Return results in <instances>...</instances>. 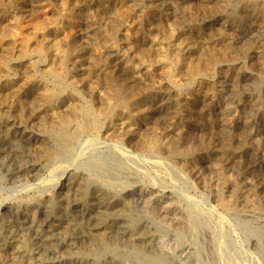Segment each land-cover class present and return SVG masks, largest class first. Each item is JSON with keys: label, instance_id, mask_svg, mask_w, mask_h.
Instances as JSON below:
<instances>
[{"label": "rangeland", "instance_id": "obj_1", "mask_svg": "<svg viewBox=\"0 0 264 264\" xmlns=\"http://www.w3.org/2000/svg\"><path fill=\"white\" fill-rule=\"evenodd\" d=\"M263 28L264 0H0V264H264Z\"/></svg>", "mask_w": 264, "mask_h": 264}, {"label": "bare ground", "instance_id": "obj_2", "mask_svg": "<svg viewBox=\"0 0 264 264\" xmlns=\"http://www.w3.org/2000/svg\"><path fill=\"white\" fill-rule=\"evenodd\" d=\"M14 1V0H13ZM23 1V0H22ZM110 1V0H109ZM196 1V0H195ZM30 2V1H29ZM84 2V1H83ZM186 2V1H185ZM188 2V1H187ZM214 2H215V0H214ZM216 2H217V0H216ZM118 3V2H117ZM166 3V2H165ZM169 3V2H168ZM183 3V2H182ZM197 3V2H196ZM199 3V2H198ZM13 4V3H12ZM200 4V3H199ZM212 4V3H211ZM29 5V4H28ZM15 6V5H14ZM165 6V5H164ZM202 6V5H201ZM87 7V6H86ZM116 7V6H115ZM98 8V7H97ZM109 8V7H108ZM166 8V7H165ZM168 8V7H167ZM242 8V7H241ZM262 8V7H261ZM20 9V8H19ZM169 9H171V8H169ZM236 9V8H235ZM27 10V9H26ZM109 10H110V8H109ZM167 10V9H166ZM23 11H24V9H23ZM262 11V10H261ZM20 12V11H19ZM237 12V11H236ZM97 13V12H96ZM100 13H102V12H100ZM84 14V13H83ZM260 14V13H259ZM4 15V14H3ZM127 15V14H126ZM130 15V14H129ZM254 15V14H253ZM261 15V14H260ZM218 16V15H217ZM12 17V16H11ZM230 17V16H229ZM238 17V16H237ZM228 18V17H227ZM251 18V17H250ZM241 19V18H240ZM253 19V18H252ZM244 20V19H243ZM257 20H259V18L257 19ZM226 21H228V20H226ZM243 22V21H242ZM191 23V22H190ZM215 23V22H214ZM222 23V22H221ZM236 23V22H235ZM245 23V22H244ZM84 24V23H83ZM212 25V24H211ZM234 25V24H233ZM236 25V24H235ZM242 25H243V23H242ZM252 25V24H251ZM224 26V25H223ZM226 26V25H225ZM229 26V25H228ZM248 26V25H247ZM242 27V26H241ZM244 27V26H243ZM206 28V27H205ZM251 28V27H250ZM249 28V29H250ZM260 28V27H259ZM185 29V28H184ZM237 29H238V27H237ZM255 29H258V27L257 28H255ZM264 29V28H263ZM185 30H187V27H186V29ZM227 30V29H226ZM228 30H231V29H228ZM234 30V29H233ZM244 30V29H243ZM246 30H247V28H246ZM262 30V29H261ZM58 31V30H57ZM184 31V30H183ZM200 31V30H199ZM203 31V30H202ZM235 31V30H234ZM233 31V32H234ZM248 31V30H247ZM264 31V30H263ZM237 33V32H236ZM243 33V32H242ZM184 35V34H183ZM227 35V34H226ZM225 35V36H226ZM190 36V35H189ZM237 36V35H236ZM244 36V35H243ZM246 36V35H245ZM257 36V35H256ZM263 36V35H262ZM261 36V37H262ZM79 37V36H78ZM238 37V36H237ZM247 37V36H246ZM231 38V37H230ZM236 38V37H235ZM240 38V37H239ZM244 38V37H243ZM154 40V39H153ZM52 41V40H51ZM160 41V40H159ZM180 40H178V42H179ZM254 41V40H253ZM252 41V42H253ZM257 41V40H256ZM154 42V41H153ZM181 42V41H180ZM179 42V43H180ZM187 42V41H186ZM222 42V41H221ZM161 43V42H160ZM183 43V42H182ZM181 43V44H182ZM223 43V42H222ZM238 43V42H237ZM154 44V43H153ZM184 44H186V43H184ZM194 45V44H193ZM154 46V45H153ZM157 46V45H156ZM187 46V45H186ZM190 46V45H189ZM196 46V45H195ZM198 46V45H197ZM184 47H185V45H184ZM199 47V46H198ZM216 47V46H215ZM88 48V47H87ZM179 48H181V47H179ZM186 48V47H185ZM184 48V49H185ZM158 49V48H157ZM195 49V48H194ZM193 49V50H194ZM199 49V48H198ZM201 49V48H200ZM203 49V48H202ZM85 50V49H84ZM84 50H83V52H84ZM119 50V49H118ZM251 50V49H250ZM107 51H108V49H107ZM157 51V50H156ZM155 51V52H156ZM161 51V50H160ZM180 51H182V50H180ZM186 52V51H185ZM190 52V51H189ZM196 52V51H195ZM200 52V51H199ZM74 53V52H73ZM124 53V52H123ZM251 53V52H250ZM114 54V53H113ZM195 54V53H194ZM158 55V54H157ZM156 55V56H157ZM196 55V54H195ZM75 56V55H74ZM81 56V55H80ZM122 56V55H121ZM199 56V55H198ZM77 57V56H76ZM111 57V56H110ZM185 57H186V55H185ZM124 58V57H123ZM198 60H199V58L198 57H196ZM113 59V58H112ZM111 59V60H112ZM201 59V58H200ZM52 60V59H51ZM122 60V59H121ZM178 61H179V59H178ZM204 61V60H203ZM215 61V60H214ZM213 61V62H214ZM76 64V63H75ZM198 64V63H197ZM196 64V65H197ZM203 64V63H202ZM119 65V64H118ZM195 65V64H194ZM204 65V64H203ZM187 66V65H186ZM7 67V66H6ZM22 67V66H21ZM115 67V66H114ZM118 67V66H117ZM194 67V66H193ZM23 68V67H22ZM159 68H160V66H159ZM81 69V68H80ZM109 69V68H108ZM118 69H120V68H118ZM217 69V68H216ZM116 71V70H115ZM139 71V70H138ZM229 71V70H228ZM128 72V71H127ZM182 72H183V70H182ZM217 72V71H216ZM86 73V72H85ZM139 73V72H138ZM197 73V72H196ZM207 73V72H206ZM223 73V72H222ZM80 74V73H79ZM103 74V73H102ZM230 74V73H229ZM218 75V74H217ZM231 75V74H230ZM221 76V75H220ZM228 77V76H227ZM206 79V78H205ZM141 80V79H140ZM219 82V81H218ZM221 82V81H220ZM194 83V82H193ZM223 83V82H222ZM74 84V83H73ZM192 84V83H191ZM208 84V83H207ZM226 84V83H225ZM130 85V84H129ZM227 85V84H226ZM98 86H100V85H98ZM131 86H132V84H131ZM6 89V88H5ZM8 90V89H7ZM127 90H129V89H127ZM95 91V90H94ZM200 91V90H199ZM208 91V90H207ZM211 91V90H210ZM4 92V91H3ZM229 92H230V90H229ZM117 93V92H116ZM228 93V92H227ZM103 94V93H102ZM219 94V93H218ZM222 94V93H221ZM117 95H118V93H117ZM23 96V95H22ZM104 96V95H103ZM192 96V95H191ZM219 96V95H218ZM217 96V97H218ZM221 96V95H220ZM77 97V96H76ZM19 98H21V97H19ZM118 98V97H117ZM134 98V97H133ZM76 99V98H75ZM77 99H79V98H77ZM209 99V98H208ZM215 99V98H214ZM218 99V98H217ZM107 99L105 98V101H106ZM135 100V99H134ZM212 100V99H211ZM86 101H88V100H86ZM97 101V100H96ZM83 102V101H82ZM90 102V101H89ZM203 102V101H202ZM66 103H67V101H66ZM94 103V102H93ZM107 103V102H106ZM115 103V102H114ZM156 103V102H155ZM186 103H188V101L186 102ZM221 103V102H220ZM145 104H146V102H145ZM86 105H88V103L86 104ZM94 105V104H93ZM112 105H113V103H112ZM196 105V104H195ZM216 105V104H215ZM58 106V105H57ZM201 106V105H200ZM63 107V106H62ZM61 107V108H62ZM88 107V106H87ZM140 107V106H139ZM189 107V106H188ZM45 108V107H44ZM96 108V107H95ZM42 109V108H41ZM93 109V106L92 107H90V108H86L85 110H84V116L85 117H83L82 119H81V124H83V125H85V124H88L89 123V119L88 118H86V116L88 117V115L90 114V111ZM147 109V108H146ZM149 110V109H148ZM192 110V109H191ZM74 111V110H73ZM141 111V110H140ZM189 111H190V109H189ZM47 112V111H46ZM55 112H56V110H55ZM196 112V111H195ZM128 113V112H127ZM130 113V112H129ZM136 113V112H135ZM133 114V113H132ZM137 114V113H136ZM196 114V113H195ZM47 116V115H46ZM50 116H51V114H50ZM57 116V115H56ZM100 116V115H99ZM145 116V115H144ZM147 116V115H146ZM98 117V116H97ZM123 117V116H122ZM145 119V118H144ZM59 120V119H58ZM134 122V121H133ZM143 122V121H142ZM132 123V122H131ZM97 124V123H96ZM102 124V123H101ZM129 124H127V126H128ZM140 126V125H139ZM104 127H106V125H104ZM113 127H115V126H113ZM120 127V126H119ZM118 127V128H119ZM122 127V126H121ZM126 127V126H125ZM132 127V126H131ZM15 128V127H14ZM20 128H22V127H20ZM112 128V127H111ZM136 128V127H135ZM2 128H0V130H1ZM18 129V128H17ZM131 129V128H130ZM3 130V129H2ZM141 130H142V128H141ZM10 131V130H9ZM8 131V132H9ZM27 131V130H26ZM66 131H68V130H66ZM107 131H109V130H107ZM116 132V131H115ZM115 132H114V134H115ZM12 133V132H11ZM14 133V132H13ZM24 133V132H23ZM110 133V132H109ZM146 133V132H145ZM135 134H137L136 132H135ZM147 134V133H146ZM12 135V134H11ZM103 135H104V133H103ZM133 135V134H132ZM8 136H10V134L8 135ZM15 136V135H14ZM29 136V135H28ZM27 136V137H28ZM134 136V135H133ZM132 136V137H133ZM145 136H147V135H145ZM144 136V137H145ZM170 136V135H169ZM173 136V135H172ZM258 136V135H257ZM17 137V136H16ZM33 137V136H32ZM139 137V136H138ZM180 137V136H179ZM10 138V137H9ZM37 139V138H36ZM93 139V138H92ZM91 139V140H92ZM101 139V138H100ZM136 139V138H135ZM140 139V138H139ZM30 140V139H29ZM70 140V139H69ZM94 140V139H93ZM130 140V139H129ZM172 140V139H171ZM178 140V139H177ZM76 141V140H75ZM102 141H104V140H102ZM122 141V140H121ZM126 141V140H125ZM132 141V140H131ZM133 141H135V140H133ZM162 141V140H161ZM80 141H78V143H79ZM96 142V141H95ZM107 142V141H106ZM27 143V142H26ZM77 143V144H78ZM83 143V142H82ZM111 143V142H110ZM113 143V142H112ZM111 143V144H112ZM129 143V145H130V142H128ZM136 143V142H135ZM164 143H165V141H164ZM29 144V143H28ZM76 144V145H77ZM96 144V143H95ZM94 144L92 143V146H93ZM96 145H98V144H96ZM219 145V144H218ZM80 146V150H79V154H78V152H77V154L78 155H76V157H75V161L80 157L81 158V156L83 157V153H84V151H85V149H86V147H88V146H82L81 144L79 145ZM91 146V145H90ZM124 146V145H123ZM179 146V145H178ZM61 147V146H60ZM124 147H126V146H124ZM73 148V147H72ZM94 148V147H93ZM103 148V147H102ZM117 149H119L120 151H118V152H121V154L120 155H122L123 154V156H125L126 158L128 157V159H130L131 158V160L132 159H134V160H137L136 159V157H140V159H141V161H142V163L144 164L145 162L146 163H148L149 162V160L151 161V162H154V163H163V160L161 159V158H163L162 156H159V155H154V156H152V157H149V156H147V154L146 155H142V154H140V153H138V152H135L134 150H131V149H126V148H123V147H121V148H119V147H116ZM133 148V147H132ZM74 149L76 150V148L74 147ZM97 149V148H96ZM95 149V150H96ZM108 149H109V146H108ZM157 149V148H156ZM86 150H88V149H86ZM111 150V149H110ZM72 151V150H71ZM74 151V150H73ZM98 151H100V150H98ZM86 152V151H85ZM92 152H95V151H92ZM106 152V151H105ZM76 153V152H75ZM90 153H91V151H90ZM89 153V154H90ZM101 153V152H100ZM69 154H71V153H69ZM69 154L67 155V157L69 156ZM85 154V153H84ZM88 154V155H89ZM103 154V153H102ZM73 157V156H72ZM65 159H66V157H64ZM85 158V157H84ZM72 159V158H71ZM127 159V160H128ZM164 159V158H163ZM91 160H93V159H91ZM74 161V160H73ZM77 162V161H76ZM79 162V161H78ZM108 162V161H107ZM134 162V161H133ZM167 162V161H166ZM140 163V162H139ZM67 163H65V161L63 160L59 165H57V168L58 167H60V166H64V165H66ZM75 164V163H74ZM84 164V163H83ZM134 164V163H133ZM143 164H141V165H143ZM53 165V164H52ZM137 165V164H136ZM141 165H139L138 164V166L140 167ZM32 166V165H31ZM103 166V165H102ZM135 166V165H134ZM145 166V165H144ZM159 166V165H158ZM27 167V166H26ZM67 168H65V169H68L69 168V166H66ZM76 167V166H75ZM143 167V166H142ZM149 167V166H148ZM62 168V167H61ZM134 168V167H133ZM136 168H138V167H136ZM147 168V167H146ZM26 169V168H25ZM101 169H103V168H101ZM141 169V168H140ZM36 170V169H35ZM64 170V169H63ZM137 170V169H136ZM141 170H143V169H141ZM140 170V171H141ZM28 171V170H27ZM53 171H55V170H53ZM61 171V170H60ZM147 171V170H146ZM86 172H88V171H86ZM104 172V171H103ZM137 172V171H136ZM151 172V171H150ZM149 172V173H150ZM66 173V172H65ZM143 173V172H142ZM152 173H153V171H152ZM61 174V173H60ZM156 174H158L157 172H156ZM30 175V174H29ZM95 175H97V174H95ZM140 175V174H139ZM144 175V174H143ZM41 176V175H40ZM39 176V177H40ZM53 176V175H52ZM51 176V177H52ZM59 176V175H58ZM67 176V175H66ZM54 177V176H53ZM75 177V176H74ZM107 177V176H106ZM146 177H148V175L146 176ZM152 177V176H151ZM154 177H156V176H154ZM95 178V177H94ZM97 178V177H96ZM100 178V177H99ZM101 178H103V177H101ZM139 178V177H138ZM31 179V178H30ZM45 179V178H44ZM55 179V178H54ZM106 179H108V178H106ZM115 179V178H114ZM141 179V178H140ZM37 180V179H36ZM112 180H113V178H112ZM122 180H123V177H122ZM157 180V179H156ZM55 181H56V179H55ZM74 181V180H73ZM78 181V180H77ZM99 181V180H98ZM104 181V180H103ZM109 181H110V179H109ZM143 181V180H142ZM159 181H160V179H159ZM159 181H157V183H159ZM31 182V181H30ZM54 182V181H53ZM153 182V181H152ZM29 183V182H28ZM34 183V182H33ZM49 183H52V182H49ZM48 183V184H49ZM56 183V182H55ZM66 183V182H65ZM133 183H134V181H133ZM40 184V183H39ZM38 184V185H39ZM74 184V183H73ZM135 184H137L136 182H135ZM28 185V184H27ZM37 187H38V185L37 184H35ZM55 185V184H54ZM64 185V184H63ZM71 185H72V183H71ZM108 185V184H107ZM134 185V184H133ZM156 185V184H155ZM162 185V184H161ZM45 186V185H44ZM73 186V185H72ZM106 186V185H105ZM109 186V185H108ZM49 187V186H48ZM58 187V186H57ZM61 187H62V184H61ZM150 187V186H149ZM33 188V187H32ZM34 188H35V186H34ZM50 188V187H49ZM111 188V187H110ZM134 188V187H133ZM161 188V187H160ZM45 189V188H44ZM58 189V188H57ZM65 189V188H64ZM90 189H91V187H90ZM113 189V188H112ZM142 189H144V188H142ZM58 190H60V189H58ZM135 190V189H134ZM154 190V189H153ZM53 191V190H52ZM63 191V190H62ZM65 191V190H64ZM136 191V190H135ZM93 192V191H92ZM152 192V191H151ZM164 192V191H163ZM178 192V191H177ZM62 193V192H61ZM168 193H170V192H168ZM179 193V192H178ZM41 194V193H40ZM44 194V193H43ZM59 194V193H58ZM130 193H128V195H129ZM138 194V193H137ZM144 194V193H143ZM136 195V194H135ZM147 195V194H146ZM156 195V194H155ZM183 195V194H182ZM37 196V195H36ZM73 196H76V195H73ZM93 196V195H92ZM134 196V195H133ZM142 196V195H141ZM172 196V195H171ZM62 197V196H61ZM96 197V196H95ZM156 197V196H155ZM54 198V197H53ZM169 198H171V197H169ZM188 198V197H187ZM93 199V198H92ZM158 199V198H157ZM190 199V198H189ZM69 200H70V198H69ZM76 200V199H75ZM95 200V199H94ZM151 200V199H150ZM191 200V199H190ZM246 200V199H245ZM53 201V200H52ZM51 201V202H52ZM63 201V200H62ZM153 201V200H152ZM157 201V200H156ZM161 201V200H160ZM193 201V200H192ZM249 201V200H248ZM72 202H73V200H72ZM81 202V201H80ZM96 202V201H95ZM190 202V201H189ZM188 202V203H189ZM62 203V202H61ZM92 203H93V201H92ZM152 203H154V202H152ZM185 203V202H184ZM51 204V203H50ZM72 204V203H71ZM151 204V203H150ZM156 204V203H155ZM159 204V203H158ZM193 204V203H192ZM248 204H249V202H248ZM98 205V204H97ZM160 205V204H159ZM188 205V204H187ZM191 205V204H190ZM197 205V204H196ZM27 206V205H26ZM64 206V205H63ZM33 207V206H32ZM81 207V206H80ZM83 207V206H82ZM91 207V206H90ZM71 208V207H70ZM69 208V209H70ZM172 208V207H171ZM196 208V207H195ZM74 209V208H73ZM72 209V210H73ZM80 209V208H79ZM168 209V208H167ZM194 209V208H193ZM204 209V208H203ZM39 210V209H38ZM95 210V209H94ZM197 210V209H196ZM200 210V209H199ZM202 210V209H201ZM207 210V209H206ZM90 211V210H89ZM92 211V210H91ZM97 211V210H96ZM166 211V210H165ZM174 211V210H173ZM205 211V210H204ZM168 212V211H167ZM179 212V211H178ZM195 212V211H194ZM85 213V212H84ZM177 213V212H176ZM205 213V212H204ZM207 213V212H206ZM250 213V212H249ZM175 214V213H174ZM178 214V213H177ZM179 214H181V213H179ZM199 214V213H198ZM176 215V214H175ZM183 215V214H182ZM200 215V214H199ZM212 215V214H211ZM248 215H250V214H248ZM35 216V215H34ZM83 216V215H82ZM89 216V215H88ZM87 216V217H88ZM208 216V215H207ZM245 216H247V215H245ZM209 217V216H208ZM224 219V218H223ZM258 219V218H257ZM258 221H259V219H258ZM223 222V221H222ZM257 224V223H256ZM48 225V224H47ZM34 226L35 225H33V228H34ZM261 227V226H260ZM32 228V227H31ZM43 228V227H42ZM35 229V228H34ZM44 229V228H43ZM1 230V229H0ZM248 231V230H247ZM225 232V231H224ZM40 233V232H39ZM264 233V232H263ZM12 234V233H11ZM10 234V235H11ZM251 234V233H250ZM9 235V236H10ZM13 235V234H12ZM26 235V234H25ZM1 236V235H0ZM15 236V235H14ZM236 239V238H235ZM248 239V238H247ZM242 240V239H241ZM9 241V240H8ZM13 241V240H12ZM7 242V241H6ZM21 242V241H20ZM236 242H237V240H236ZM250 242V241H249ZM9 243V242H8ZM16 243H17V241H16ZM242 243V242H241ZM259 243H260V241H259ZM19 244V243H18ZM239 244V243H238ZM245 244V243H244ZM2 245V244H1ZM12 245V244H11ZM22 245V244H21ZM219 245H221V244H219ZM249 245V244H248ZM9 246V245H8ZM23 246V245H22ZM223 246V245H222ZM237 246V245H236ZM15 247V246H14ZM220 247V246H219ZM224 247V246H223ZM264 247V246H263ZM250 248V247H249ZM248 248V249H249ZM16 249V248H15ZM14 249V250H15ZM19 249V248H18ZM25 249H27V248H25ZM220 249V248H219ZM223 249V248H222ZM246 249V248H245ZM11 250V249H10ZM224 250H225V248H224ZM239 250V249H238ZM22 251V250H21ZM32 251V250H31ZM226 251V250H225ZM229 251V250H228ZM3 252V251H2ZM2 252H0V253H2ZM9 252V251H8ZM18 252V251H17ZM28 252V251H27ZM239 252V251H238ZM22 253H24V252H22ZM15 254V253H14ZM13 254V255H14ZM34 254V253H33ZM230 254V253H229ZM1 255V254H0ZM3 255V254H2ZM228 255V254H227ZM240 255V254H239ZM11 256V255H10ZM34 256V255H33ZM231 256V255H230ZM233 256V255H232ZM245 256V255H244ZM2 257V256H1ZM0 257V258H1ZM7 257V256H6ZM5 257V258H6ZM16 257V256H15ZM224 257V256H223ZM222 257V258H223ZM229 257V256H228ZM240 256H237V258H239ZM252 257V256H251ZM257 257H259V256H257ZM17 258V257H16ZM15 258V259H16ZM221 258V257H220ZM234 258H236L235 256H234ZM236 258V259H237ZM9 259V258H8ZM14 259V258H13ZM243 259V258H242ZM5 260V259H4ZM225 260H227V259H225ZM238 260V259H237ZM252 260V259H251ZM260 260V259H259ZM228 261V260H227ZM231 261V260H230ZM240 261V260H239ZM244 261V260H243ZM6 262H7V260H6ZM9 262V261H8ZM233 262V261H232ZM247 261H245L244 263H246ZM210 263V262H209ZM231 263V262H230ZM237 263V262H236ZM241 263H242V261H241ZM257 263V262H256ZM8 264V263H7ZM234 264V263H233ZM239 264H240V262H239ZM243 264V263H242ZM246 264H248V263H246ZM259 264H261L260 262H259Z\"/></svg>", "mask_w": 264, "mask_h": 264}]
</instances>
